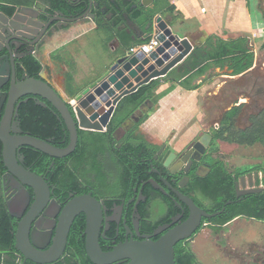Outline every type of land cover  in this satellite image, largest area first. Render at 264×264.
I'll use <instances>...</instances> for the list:
<instances>
[{"label":"flooded vegetation","instance_id":"af4514ba","mask_svg":"<svg viewBox=\"0 0 264 264\" xmlns=\"http://www.w3.org/2000/svg\"><path fill=\"white\" fill-rule=\"evenodd\" d=\"M2 4L5 5L6 8H13V12L9 15L14 14L15 12H20L17 10L25 6L32 8V10H26L27 16L25 20L23 19L25 23L29 22L31 24L28 26V31H21V33L24 32L27 35L28 41L26 44H23L21 40H18L21 39L22 35L16 33V31L11 30L9 35L3 33L2 35L4 39H1L0 37V120L9 104L8 91L12 82L19 83L28 77L40 79L41 72L43 71L48 84L57 90L53 84L48 64H43L42 55H49L54 45L52 43L54 36L67 29L70 25L81 23L82 21L86 22V20H92L97 27L103 28L113 35L119 42L122 50L125 48V42L142 41L152 33V31H149V29L151 30L150 22L143 23L142 19L133 15L135 11L140 9L139 6H141V4L139 0H4ZM77 17H80L79 20H77ZM48 22L52 29L49 30L48 28L44 31ZM20 23L22 24L20 17H18L15 19L13 26H16L17 28ZM6 57H8V61L6 60ZM29 57H34L40 61L41 69L38 72L31 73L28 71L26 59ZM107 69L108 65L105 67L103 73ZM257 93H259V91ZM57 94L65 102L71 117L74 118L77 133L78 131L85 132L83 136L85 149L89 148L91 145V140L88 138L89 136L97 132L105 133L110 128V123L103 131L79 128L77 122L78 117L74 109L76 104L74 98L76 94L72 96L70 92L64 90L63 92L57 90ZM29 101H34L37 105H41L54 117V120H52L46 116L39 115L37 119H35V121H39L42 125H46L48 129L52 130L51 134L46 135L43 140H48L51 145L58 148L66 147L70 141V134L65 120L52 103L41 96L25 94L15 98L13 100L10 126L13 124L16 125L20 129V134L22 135H31L30 131L22 129L19 114L21 104H26ZM138 111V109L135 110L126 121L111 132L109 136L110 140L107 141V148L100 151L101 153L99 154L100 160H105L106 158V160H108L110 159L109 156H113L114 159L120 163L123 173L126 174V179H138V182L135 185L124 182L121 183L122 188L110 189L104 187L99 182H96L94 179V176L97 175L95 172L96 170H87L90 162L88 160L85 164L88 153L84 149L83 153L80 155L82 162L80 167L86 170L84 175H87V178L76 174L74 181L71 180L70 182L60 183L58 181H53L54 172L51 174L48 172L38 174L45 180L48 186V197L45 202H38L37 205L34 206L35 195L31 188L26 187L29 193V202L24 205L19 195L21 186L17 185L4 167L2 159H0L2 163L0 165V205L5 208L8 214L9 212H12L19 215L18 218H15L9 214L12 218V226L14 227L13 235L15 234L17 223L22 221L32 209L29 223L31 228H35V236L38 237L37 241L42 242L40 232H42V229L44 228L51 229L53 226L52 220L54 221L56 218L55 214L60 212L63 206L72 198L88 194L97 200L102 210L103 227L106 228V230L104 236H99V244L104 251L110 250L112 246L119 242L116 238L121 232L120 228H123L122 233L125 237V225L130 228L133 238L140 240V236L142 235L153 236L154 232L159 227H172L185 220L186 218L183 219V216L186 211L188 215V209L182 201H180L179 194L181 193L189 196L192 200L194 196H200L201 185H198L197 183L194 184L193 180L210 176L213 171V164L217 160L222 161V152L218 149H213L216 145L223 142V139L216 137V132L218 131H215V129H218L216 126L220 127L221 124L216 123L214 126H208L205 131L197 133L192 139L188 140L184 145H181L180 148H177L172 141L156 142L147 136V134L145 135L140 129L142 122L138 123L143 117L138 120L136 118L137 121L135 120V115ZM131 118L135 121L132 122V126L126 131L123 127ZM235 126L237 131L245 128L237 125ZM53 130L56 132L57 130L63 132V136H58L62 137V139H58V137L54 135L55 133ZM204 133L209 134L211 140L209 141L208 146L204 148V152H202L195 147V144ZM137 134L141 135L145 142L155 148L153 152L152 147L140 146L138 145L139 143L133 144L137 145L134 151L123 148V146L126 145V139L129 137L135 138ZM79 138L80 136L78 133L77 144ZM65 143L66 145L60 146ZM29 149V146L22 145L17 148L16 152V157L19 159L20 164L28 170L30 169L25 167L26 165L24 166V164L26 162L25 151ZM67 156L50 157L61 160ZM71 161L72 159L69 161L66 160V165H71ZM51 167H53L54 171L57 170L55 169L53 161L51 162ZM228 170L230 172L233 171L230 169ZM255 171L264 174V170H253L241 175H246L247 173H253ZM241 175L236 176L237 178L233 184L235 196H237L236 191L242 190L241 182L239 180ZM244 184H247V181H244ZM257 185L264 190V176L259 177ZM126 186L128 188H126ZM129 186H131V188ZM128 189H131V191ZM222 190L224 189H221V191ZM241 195L245 194H240L238 196ZM205 200L212 202V198L209 197H206ZM46 206L47 208L44 215V209ZM200 208L205 210V207ZM53 214L55 217L52 219L50 217H52ZM79 215H82V218L85 220L83 213H80ZM203 220L204 219L202 218L201 223L202 225L204 224L202 228L207 225V223L202 222ZM135 222H137V229L135 228ZM153 223H156L157 225L153 231L150 232L149 229L145 227L149 225L151 226ZM112 226H114L116 232L114 238L105 235L106 231ZM68 236L62 255H60L55 261L47 264H54L55 262L62 261L68 256L69 250H71ZM100 238L105 239L107 242L101 244ZM188 241L189 240H183V242ZM50 246L51 241L45 246V249ZM7 253L9 254V252ZM11 253L16 258L18 264H23L24 261H26L16 250Z\"/></svg>","mask_w":264,"mask_h":264},{"label":"water","instance_id":"95a60500","mask_svg":"<svg viewBox=\"0 0 264 264\" xmlns=\"http://www.w3.org/2000/svg\"><path fill=\"white\" fill-rule=\"evenodd\" d=\"M139 2L141 6L148 8L155 0H139ZM26 10H32V8L21 7L17 10L20 12H15L12 15L0 11L1 39H4L3 33L9 35L12 30L22 35L21 39H16L21 40L23 44L27 43L28 38L24 32L28 31L30 23L24 21L27 16ZM18 17H20L22 24L20 23L16 28L13 23ZM79 18L77 17V20ZM48 28L49 30L52 29L49 22L44 31ZM150 28L151 34L156 35L160 41L154 50L148 54L141 51L127 54V50L124 48L114 56L104 73H100L96 79L75 95L74 109L78 117L79 128L103 131L109 125L115 109L123 97L135 92L140 86L154 79L164 77L192 51L193 45L190 41L186 37H180L174 33L162 15L157 14L153 17ZM21 31L24 32L21 33ZM6 60L8 61V57ZM25 94L38 95L47 99L62 115L70 134V141L66 147L58 148L51 145L48 140L29 134L22 135L16 125L10 126L13 100ZM8 98L9 104L0 120L1 159L10 176L17 185L21 186L19 195L22 203L25 205L29 202V193L26 189L29 187L35 195V202L33 203L35 206L38 202L46 201L48 186L40 175L20 164L16 157L17 148L24 145L53 157L67 156L74 151L77 144L76 122L71 117L65 102L58 96L57 90L46 81L43 71L40 79L28 77L19 83L12 82L8 91ZM210 140L211 136L204 133L196 142L195 147L204 152V148L208 146ZM260 176H264V174H260L258 171L241 175L239 180L242 190L236 191V195L261 192L263 188L257 185ZM245 179L247 184H244ZM179 199L188 209L185 220L172 227H159L154 232V235L160 234L155 240L152 239L151 235H142L140 240L134 239L130 228L125 225V239L112 246L108 251L102 250L99 244V236H104L106 230L103 227L102 210L97 200L89 194L72 198L60 212L55 214L56 218L54 221L52 220L51 229L44 228L40 232L42 242L37 241L35 228L30 226L31 209L26 217L16 225L14 248L24 257V260L38 264L55 261L63 253L73 220L77 215L83 213L85 217L84 248L87 257L93 264H175V244L178 241L190 240L204 226L201 223L202 218H211L224 209L209 213L197 206L189 196L180 193ZM229 203L231 202L228 201L225 204ZM46 208L47 206L44 209V215ZM9 214L15 218L19 217L12 212ZM55 216L53 214L50 218L53 219ZM135 228L137 229V222H135ZM50 241L51 246L45 249Z\"/></svg>","mask_w":264,"mask_h":264},{"label":"trees","instance_id":"16d2710c","mask_svg":"<svg viewBox=\"0 0 264 264\" xmlns=\"http://www.w3.org/2000/svg\"><path fill=\"white\" fill-rule=\"evenodd\" d=\"M139 7L140 9L135 11L133 15L142 19L143 23L151 22L154 17V11L150 8H144L143 6ZM167 8V11H173V6L168 5ZM0 10L7 14L13 12V8H6L3 4L0 5ZM149 31L151 30L149 29ZM148 38L149 36L142 41L125 42V48L127 50L133 45H139L148 40ZM253 61L254 52L248 37L239 36L226 40L217 35L207 36L201 44L194 45L190 54L185 57L178 66L170 70L162 79H154L149 83L140 86L135 92L123 97L115 109L110 122V128L105 133L97 132L88 137L91 140L89 148L85 149L83 142L85 132L78 131L80 138L77 147L69 156L59 160L57 158H52L48 154L35 148L31 149V147H29L30 149L25 151L26 162L24 166L26 165L25 167H28L36 174H44L47 172L51 174L54 172L53 181H58L60 183L70 182L71 180L74 181L76 174L87 178V175H84L86 170L80 167L82 164L80 155L85 149L88 153L85 164L89 160L90 164L87 170H96L95 172L97 175L94 176L96 182H99L104 187L110 189H120L122 188L121 183L124 182L135 185L138 182V179H126V174L123 173L120 163L117 162L113 156H109L110 159L108 160H106L107 158L105 160H100L99 158L100 151L107 148V141L110 140L109 136L111 132L126 121L146 100H149L155 106L158 100L171 91L176 85H179L186 90H195L200 86V83L207 78L206 73L212 68L227 67L230 70V74L233 76L245 75L252 67ZM26 64L28 66V71L31 73L38 72L41 69L40 61L34 57L27 58ZM199 78L203 80H201L200 83H196V80ZM65 82V89L69 91L72 96L75 95L76 91L70 90V77H66ZM162 82L169 83V86L165 90L156 93V90ZM237 111V106L232 107L225 113L226 118L231 119L235 117ZM19 114L23 130H28L31 135L38 136L42 139H45L46 135L51 134V129H48L46 125H42L39 121H35L39 115L54 120L53 115H50V113L41 105H37L34 101L21 104ZM146 118L147 113L138 123L143 122ZM248 122L249 125L247 127L243 130H234L232 133L228 134V138L233 136L232 138L237 139V142L241 145H251L252 143L259 142L264 147V110H261L257 116H250ZM53 131L55 133L54 135L57 137L64 135L60 130H57V132L55 130ZM223 133L224 131L221 133V131L218 130V132H216V137L223 139ZM234 135L237 136L234 137ZM58 139H62V137H58ZM126 140V145H124L123 148H127L131 151H134L137 146L133 145L134 143H139L138 145L144 147H152L145 142L144 138L139 134L135 138L129 137ZM64 145H66V143L60 146ZM1 149L2 145L0 142V159ZM154 149L155 148L152 147V152ZM71 159V165H66V160L69 161ZM52 161L54 162L55 169H57L56 171L51 167ZM1 164L0 160V165ZM213 166V171L210 176L193 180L194 184L197 183L198 185H201L200 194L202 198H212V204L204 205L199 196H194L193 200L198 206L205 207V210L209 213L219 211L222 207H224V209L221 213L213 215L211 218H203L204 220L202 222L207 223V226L214 229L222 228L237 217L264 222V190L262 192L241 196H235L233 191V184L237 178L236 176L244 174L249 170L241 171L240 169H237L230 172L224 162L219 160H217ZM254 170L261 169L256 166ZM129 187L131 188V186ZM126 188L128 187L126 186ZM221 189L224 190L221 191ZM128 190L131 191V189ZM229 200L231 203L224 205ZM186 216L187 211L185 212L183 219L186 218ZM11 221L12 218L9 216L5 208L0 205V262L2 264H18L16 258L11 253L15 250L13 235L14 227L12 226ZM84 221L82 215H77L75 217L68 236L71 250H69V254L65 259L55 262L54 264H93L85 253L83 235L85 226ZM156 225V223H153L151 226L149 225L145 228H148L149 231L152 232ZM122 230L123 228H120L121 232L116 238L119 242L125 239ZM105 235L114 238L116 235L114 226L106 231ZM159 235L160 234L153 235L152 239H157ZM103 242L107 241L100 238V243L102 244ZM7 252H9V254ZM174 259L175 264H197L195 253L191 250L188 243L183 242V240L178 241L174 246ZM23 264L37 263L26 260Z\"/></svg>","mask_w":264,"mask_h":264},{"label":"rangeland","instance_id":"374dc122","mask_svg":"<svg viewBox=\"0 0 264 264\" xmlns=\"http://www.w3.org/2000/svg\"><path fill=\"white\" fill-rule=\"evenodd\" d=\"M250 1L252 26H255L256 22L261 24L259 27L264 26V0ZM79 33V40H72L68 44L69 52L66 48L60 49L63 46L59 47L56 44L49 54L51 59L53 57L57 59L49 60L47 55L43 54V64H48L50 70L56 67L55 69L59 72L65 68L67 71L69 68L70 73L75 72L77 68L71 52L80 47L83 52L81 66L90 68L91 65L89 67V64L96 65L102 61L108 62L104 58L109 50V42L107 41L109 33L103 28L80 29ZM220 34L222 35V33ZM224 36L227 38L223 39H232L228 34ZM191 37L194 45L200 42L196 40V36ZM66 38H70L69 33ZM262 42L264 41H256L252 45L254 52L253 65L247 74L242 75L243 77L240 76L242 78L231 75L230 70L225 67L212 68L206 73V80L200 79L203 80L200 84L203 83L207 88L205 93L201 91L199 108L196 110L193 108L192 114L194 117L184 122L186 124L185 129L192 124H195L198 129L190 131L188 134L187 129V132L182 130L180 135L187 134L188 136H186L185 140H181L182 142H174L177 148L181 146L178 145L179 143H186L197 133L205 131L208 126H214L219 123L221 125L220 127L216 126L218 129H215V131L220 130L221 133L224 131V138L223 142L216 145L213 149H218L222 152L221 159L226 167L230 170L240 169L241 171L249 170L248 172H250L258 166L262 171L264 170V147L261 143L255 142L251 145H241L237 142V139L232 138L233 136L228 138V134L236 130L235 125L247 127L249 125V117L257 116L261 110H264V43ZM52 61L56 62V64L51 63ZM72 65L75 68L71 67ZM76 65L79 66L80 64ZM54 80V85L63 83L60 79L54 78ZM165 85L163 84L158 91L164 89ZM258 91L259 93H257ZM234 106L238 107L237 115L231 119L226 118L225 113ZM150 107L152 108V106ZM150 107L147 110H139L135 115V120L136 118L137 120L141 119L151 109ZM135 120L129 119L123 129L127 131ZM148 131L152 130L148 129ZM151 133L148 132L147 134L151 135ZM171 136H174L173 132L167 135V140L165 141H170ZM199 197H201L200 199L204 204H212L211 201L205 200L201 195ZM187 243L195 253L197 264H264V222L240 217L233 219L220 229L205 226Z\"/></svg>","mask_w":264,"mask_h":264},{"label":"crops","instance_id":"0c3cea01","mask_svg":"<svg viewBox=\"0 0 264 264\" xmlns=\"http://www.w3.org/2000/svg\"><path fill=\"white\" fill-rule=\"evenodd\" d=\"M3 1L4 0H0V4H2ZM250 3V0H155V2L148 8L154 11V17L157 14L162 15V17L169 23L172 31L174 33L177 32L180 37H186L193 46L194 42L191 36L197 37L196 40L200 41L197 43V45H199L205 40L207 36L217 35L221 36L222 38H227L224 36L225 34L230 35L231 38L246 36L250 40V44L252 46L256 43V41H264V26L259 27L261 26L259 22H256V25L252 26V17L250 16L249 7ZM168 5L173 6V11H167ZM80 29H100V27H97L92 20H86V22L82 21L81 23L70 25L64 31L56 34L52 43L54 45L58 44L59 47L63 46L60 49L66 48L68 51V44L72 42V40H79L78 34H80ZM68 33L70 34L69 39L66 38ZM220 33H222V35ZM107 36L109 50L105 54L106 57L104 60L107 59L108 62L102 61L96 65L89 64V67L91 65L90 68H87V66H81V62L83 61V52L80 47L77 50H71V55L77 68L75 72L70 73L71 71H69V68L67 71L65 68L59 72L55 69L56 67L53 70L49 69L53 84L55 81L54 78L63 81V83L55 85L57 90L60 91V89H62L60 92H63V90L66 91L65 80L66 77H70V90H74L77 93L82 88L90 84L94 79H96L97 76L100 75V73L104 71L105 67L112 62L114 56L122 50L119 42L113 35L109 33ZM65 40L67 41L64 42ZM52 49L54 48L52 47ZM47 58H49V60L57 59L54 57L51 59L50 54L47 56ZM51 63L56 64V62L53 61ZM76 64L80 65L78 66ZM71 67L74 66L72 65ZM237 76L240 77L242 75ZM162 78L163 77L160 79ZM200 79L201 78L196 80V83H200ZM163 84L165 85L168 83L162 82L159 88ZM202 84H200V86L195 90H186L181 86L176 85L171 91L162 96L155 106H153L152 102L146 100L147 104L144 102L143 105L138 107V110H147L150 106H152V108L150 107L152 110H148L147 118L140 125V129L145 134L152 132L151 135H147L151 136L150 138L156 142L167 140V135L171 132L174 133V136L170 137V141L178 143V141L182 142L181 140H185L186 136H188L187 134L190 131H195V129H198L195 124H192L186 128L188 131L187 132L185 129L186 124H184V122H187L190 120L189 118L194 117L192 114L193 108L195 110L199 108L200 96L202 94L201 91L205 93L207 88V86ZM166 86L168 87L169 84L165 85V87H163L164 89L161 91L165 90L167 88ZM158 89L156 90V93L161 92L158 91ZM148 129L152 131H148ZM182 130L183 132L186 131L187 134L180 135ZM183 144L184 143H179L178 145ZM245 181L247 180L245 179ZM0 264L2 263L0 262Z\"/></svg>","mask_w":264,"mask_h":264},{"label":"built area","instance_id":"2783aa9c","mask_svg":"<svg viewBox=\"0 0 264 264\" xmlns=\"http://www.w3.org/2000/svg\"><path fill=\"white\" fill-rule=\"evenodd\" d=\"M160 44L156 35L150 34L148 40L139 45H133L127 49V54H134L139 51L148 54Z\"/></svg>","mask_w":264,"mask_h":264}]
</instances>
